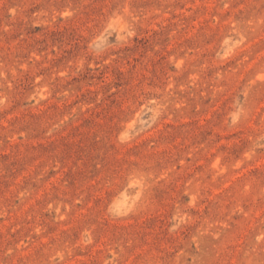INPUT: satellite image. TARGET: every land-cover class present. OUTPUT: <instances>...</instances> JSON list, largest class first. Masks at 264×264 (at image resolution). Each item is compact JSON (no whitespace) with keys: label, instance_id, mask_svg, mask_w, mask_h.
<instances>
[{"label":"rangeland","instance_id":"rangeland-1","mask_svg":"<svg viewBox=\"0 0 264 264\" xmlns=\"http://www.w3.org/2000/svg\"><path fill=\"white\" fill-rule=\"evenodd\" d=\"M0 264H264V0H0Z\"/></svg>","mask_w":264,"mask_h":264}]
</instances>
